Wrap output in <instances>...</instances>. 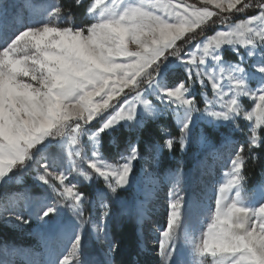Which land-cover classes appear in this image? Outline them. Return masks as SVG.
<instances>
[{
  "label": "snow or ice",
  "instance_id": "snow-or-ice-1",
  "mask_svg": "<svg viewBox=\"0 0 264 264\" xmlns=\"http://www.w3.org/2000/svg\"><path fill=\"white\" fill-rule=\"evenodd\" d=\"M203 3L0 0V189L32 173L33 188L48 193L9 195L0 217L13 226L37 221L42 236L62 245L46 260L26 264H114L116 213L143 221L154 207L148 196L121 205V196L138 182L142 130L165 114L175 118L179 137L165 130L168 138L151 146L146 164L177 143L185 150L194 135L210 156L220 151L211 143L216 132L232 129L245 138L226 149V170L211 197L182 190L179 172L168 177L166 224L154 249L158 264H264V182L251 196L246 189L248 167L257 150L264 153V0ZM26 8L30 15H22ZM77 10L83 12L79 23ZM214 16L222 25L216 30ZM237 16L243 18L232 22ZM229 50L235 63L225 59ZM118 133H127V144L110 161L103 141ZM80 177L102 182L98 207L79 187ZM139 180L158 187L147 167ZM197 211L201 218L181 231V216L191 219ZM86 229L104 245L99 258L86 251ZM18 255L26 254L5 248L0 264H15Z\"/></svg>",
  "mask_w": 264,
  "mask_h": 264
},
{
  "label": "rangeland",
  "instance_id": "rangeland-1",
  "mask_svg": "<svg viewBox=\"0 0 264 264\" xmlns=\"http://www.w3.org/2000/svg\"><path fill=\"white\" fill-rule=\"evenodd\" d=\"M17 2H22V0H17ZM49 2H51V0H41V5L46 6ZM61 2L65 6H70L72 4V0H61ZM184 3L193 4L197 8L205 7L203 0H184ZM207 7L210 11H219L212 4H208ZM79 12L80 10H77L73 14V19L77 23L81 22L83 19V14H79ZM30 14L31 9L26 8L22 11V15ZM212 19L216 21L215 24L210 25V27H213V30L222 27L218 17L214 16ZM232 22H238V20H232ZM212 34H214L213 31L206 33V35ZM202 38V36L198 37V39ZM231 56H234V54L229 50L225 55V59L235 63V59H230ZM196 87L199 88L198 85ZM150 99H152L153 103L157 104L158 107H163L159 102L155 101L154 97H150ZM248 104H250V101L245 103V107H248ZM197 106L201 109L203 108L202 96H198ZM150 123L154 125L152 128H158L160 134L163 136V140L168 138V136L165 135V130H167L168 134L178 139L179 128L172 115L165 114L159 117L157 121H149L148 124ZM225 138L230 141V144H225ZM244 138L245 137L240 132L233 131L232 129L226 128L225 130L216 132L211 143L220 151L214 156H210L208 148L197 135H194L187 148L183 151L180 150L179 144L177 143L174 145L172 151L164 149L162 152L155 153L154 164H146L145 160L150 159L151 146L153 144H162L163 140L162 142L157 140L144 142L143 145L140 146V151L145 159L134 164V168L138 175V182L133 185L131 189L123 192L121 196V205L132 206L133 204H139L141 200L148 196L151 198L154 207L143 221L137 219L135 216H129L126 212L116 213L111 225L113 238L119 244V249L112 254L114 264H144L145 261H148L149 264H158L159 257L156 255L154 249L157 247L156 242L159 236L158 229H162L166 224V215L164 212V207H166L165 194L171 188L168 177L173 173L179 172L184 178L179 186L182 190L187 189L189 193L195 191L198 195L201 193V190H203L208 197H211L213 195L215 180L221 178L223 171L226 170V165L224 164V161L227 159L226 149L230 148L231 144L242 143ZM126 144L127 142L122 144V146H117V144L114 143V138L111 136L107 145L112 148L111 154L108 155L105 153V156H107L110 161L118 159L119 154L124 151ZM255 155L256 159L250 163L248 172L251 174V169L252 171L254 169L258 178L255 183L249 185V178L247 177L246 189L249 196L252 195V192L260 183L264 182V153L257 150ZM213 160L215 162H212ZM84 167L87 169L86 165H84ZM145 167L155 173L154 182L158 186L156 190H153L152 182L145 180L141 184L139 180V178L142 177L143 168ZM78 179L82 181V184L79 185L81 190L84 191L88 199L95 202V206L98 207L99 200L97 189L104 187L102 182L90 183L84 181L82 177ZM34 183V174L21 173L7 186V191L0 189V204L5 202L7 196L25 189L35 197L48 195L43 189L39 188V185L33 188ZM20 206H23L22 203ZM85 209V216L87 217L89 215V205L86 204ZM69 215H71V213H69ZM200 218L201 214L199 211H197L191 219L187 215H182L181 231H183L185 227H191L192 224ZM4 228L11 230L12 233L8 239L1 236L0 253H2L3 249L9 248L19 249L26 254L12 257L15 264H26V261L29 259L37 262L44 261L48 258L50 250L62 246L60 238H45L42 236L37 221H31L28 225L21 224L13 226L11 223H6L4 217H0V230ZM131 229L133 230L132 235H130ZM86 232V251L90 254L91 258H99L104 249V245L96 240L95 233L91 232L90 229H86ZM123 235L124 238H122ZM130 243H132V245H130Z\"/></svg>",
  "mask_w": 264,
  "mask_h": 264
},
{
  "label": "trees",
  "instance_id": "trees-1",
  "mask_svg": "<svg viewBox=\"0 0 264 264\" xmlns=\"http://www.w3.org/2000/svg\"><path fill=\"white\" fill-rule=\"evenodd\" d=\"M79 14H83V12L80 11ZM240 18H243V17L237 16V17H234L233 20H238ZM211 29H213V27H211ZM209 32H211V31H207L206 33H209ZM230 59H234V56H231ZM152 126H154V125L151 124V123L147 124L145 126V129L142 130V134H141V137H140V146H142L143 143L146 142V141L150 142V141L157 140L159 142H162V140H163L162 134H160V132H159L157 127L156 128H152ZM112 137L114 138V143H116L117 146H122V144H125L127 142V139H128L127 133H118V134L113 135ZM110 138H111V136H107V137L104 138V141H103V143L105 144V148H106L105 153L108 154V155L111 154V149H112L111 146H107L108 145V140ZM133 139H135V138L133 137ZM247 177L249 178V181H248L249 183L248 184L252 185L257 180L258 175H257V173L255 172L254 169H253V171L251 169V174H249V172L247 171ZM127 231H128V229H127ZM11 233H12V231L7 229V228L1 229L0 230V238H1V236H3L5 239L6 238L8 239L11 236ZM132 234H133V230L131 229L130 235H132ZM122 238H124V235L122 236ZM123 240H125V239H123ZM130 245H132V243H130Z\"/></svg>",
  "mask_w": 264,
  "mask_h": 264
}]
</instances>
